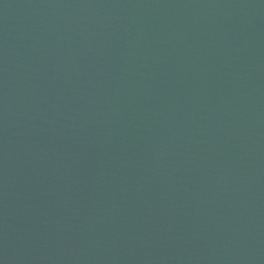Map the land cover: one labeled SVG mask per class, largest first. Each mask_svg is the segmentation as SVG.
<instances>
[{"label": "water", "instance_id": "95a60500", "mask_svg": "<svg viewBox=\"0 0 264 264\" xmlns=\"http://www.w3.org/2000/svg\"><path fill=\"white\" fill-rule=\"evenodd\" d=\"M0 264H264V0H0Z\"/></svg>", "mask_w": 264, "mask_h": 264}]
</instances>
